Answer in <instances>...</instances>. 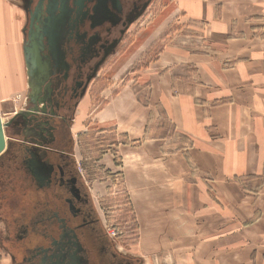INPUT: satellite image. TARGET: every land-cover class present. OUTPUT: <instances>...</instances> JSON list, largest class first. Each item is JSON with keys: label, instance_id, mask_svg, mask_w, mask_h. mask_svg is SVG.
<instances>
[{"label": "crops", "instance_id": "0c3cea01", "mask_svg": "<svg viewBox=\"0 0 264 264\" xmlns=\"http://www.w3.org/2000/svg\"><path fill=\"white\" fill-rule=\"evenodd\" d=\"M205 1L191 0L177 7L189 18L190 27L201 32L199 37H194L200 41L163 51L143 73L144 98L140 100L139 95L130 93L127 99L113 96L106 104L108 117L97 118L95 124L98 129H110L116 134L117 144L105 151L99 163H110L115 168V162H120L124 189L135 210L141 243L150 241V249L168 253L166 257H172L173 264H180L177 254L163 251L164 245L159 242L169 232L167 223L155 221L162 213L169 215L170 211L183 208L190 215L200 216L201 225L209 221L203 218L212 216L219 231L233 233L241 229L226 223V213L231 211L230 217L236 221H243L234 213L236 210L249 218L244 222L248 232L258 230L264 217V137L257 136L264 134V96L242 92L243 84L248 83L264 94L260 54L252 48L255 56L250 58V63L231 65L229 61L236 58H219L231 47L213 42L214 36H218L236 44L264 47V36L257 35L264 34V19L238 15L237 5H231L229 0ZM20 12L16 1L0 0V118L4 121L29 110L24 105L26 21ZM204 45L211 52L198 51ZM215 56L219 59L215 60ZM254 101L261 117L254 123L256 129L251 139L237 143L232 134L237 132L240 113H244L241 108ZM240 122L243 124V118ZM120 138L125 141L119 143ZM213 156L222 159L217 168V161L213 167L207 166L208 159L215 161ZM147 157L166 166L172 186L170 195L161 191L143 195L148 191L147 186L135 176L133 169H140L142 159ZM168 201L169 207H161ZM241 204L243 209H239ZM181 220L176 218L174 223L178 231H185ZM252 260L253 264H264L258 258Z\"/></svg>", "mask_w": 264, "mask_h": 264}, {"label": "flooded vegetation", "instance_id": "af4514ba", "mask_svg": "<svg viewBox=\"0 0 264 264\" xmlns=\"http://www.w3.org/2000/svg\"><path fill=\"white\" fill-rule=\"evenodd\" d=\"M151 1L24 0V43L29 32L39 39L45 78L42 93L29 97V115L7 120L15 136L5 137L0 155L1 247L12 264H142L105 231L64 132Z\"/></svg>", "mask_w": 264, "mask_h": 264}, {"label": "rangeland", "instance_id": "374dc122", "mask_svg": "<svg viewBox=\"0 0 264 264\" xmlns=\"http://www.w3.org/2000/svg\"><path fill=\"white\" fill-rule=\"evenodd\" d=\"M14 1L18 4L24 20V0ZM199 1L206 2L205 0ZM184 2H191V0L151 1L144 14L130 26L121 44L98 70L82 99L83 102L80 103V110L78 108L76 110L73 117L75 123L67 125L64 132L68 133L71 138L64 148L74 157L80 175L90 190L96 212L105 231L113 239L119 251L139 257L142 264H173V258L166 257L169 255L168 253L162 251L157 253L156 250L150 249V241H147V244L141 243L135 210L124 189L120 162H115V166L118 167H115L116 169L112 168L110 163L108 165L99 163L105 151L110 149V146L117 144L116 134L112 133L110 129H98L95 124H97V118L108 117L109 109L106 108V104L113 96L119 95L127 99L126 96L130 93L135 97L139 95L140 100L144 98L145 78L142 77L143 73L159 58L163 51L171 46L187 47L191 42L200 41L194 40V37H199L201 32L192 29L189 18H186L184 12L177 8ZM227 2L237 5L238 15L251 16L252 19H264V0H229ZM24 23L21 24L22 27ZM257 35L264 36L261 32ZM113 36L117 37L118 32H115ZM214 37L213 42L216 45L223 47L224 44L231 47L230 51L224 52L219 58L226 60L236 58L229 61L231 65L233 63H250V58L255 56L252 48H255L260 54L258 57H260L264 68V47L252 43L236 44L229 39ZM203 47L204 49L199 48L198 51L211 52L207 50L209 46L204 45ZM30 55L28 52L26 56H23L27 81L24 97L26 106L29 105V97L32 95L38 97L42 93L41 86L44 83V76L40 71L42 68ZM214 58L215 60L219 59L217 56ZM247 84H243L242 87L244 95L252 93V96H264L253 85L248 84V86ZM22 99L23 97L19 99V102ZM125 104L126 100H124ZM256 105L254 101L241 108L244 113H240L241 118L237 123V132L232 134L237 143L248 142L254 134L256 129L254 123L261 117V113L257 112L255 108ZM123 112L125 113L126 110L123 109ZM242 118L243 124L240 122ZM3 122L7 121L3 120ZM4 131L6 139L15 136L7 128ZM257 136L264 137V134L258 133ZM17 139H22V136L18 134ZM122 141L125 140L118 139L119 143ZM213 158L215 161L208 159V167H213V163L215 164L216 161L218 162L215 165L216 168L222 164L220 156H213ZM153 160V158H143L142 167L138 169L139 172H137V168L133 169L136 171L135 176L137 178L139 176L140 181L147 186L148 191L143 195L151 196L155 191L159 194L161 191L170 195L172 186L166 166ZM128 169L132 171V169ZM179 176H183V174L179 173ZM169 204V201L165 202L161 207ZM243 206L239 205V209H243ZM262 209L264 210V206ZM179 213L181 215H177ZM234 213L243 219V221L232 220L231 211L226 213V223L241 229L234 233L231 232L232 230L219 231L217 224L212 222L214 219L212 216L203 218V220L208 219L209 221L201 225L199 223L200 216L190 215L183 208L174 212L170 211L169 215L162 213L155 217V221L167 223L169 228V232L159 241L164 245L162 246L165 248L163 251H174L180 264H253V257L264 263V217L260 223L262 226H259L258 230L248 232L244 229V222H248L249 218H245L239 210ZM179 217L182 218L181 222L184 223L185 231H178V227L174 223ZM179 225L182 224L179 223ZM3 234L4 226L0 221V264H12L10 257L1 247ZM247 256L252 259H248Z\"/></svg>", "mask_w": 264, "mask_h": 264}, {"label": "water", "instance_id": "95a60500", "mask_svg": "<svg viewBox=\"0 0 264 264\" xmlns=\"http://www.w3.org/2000/svg\"><path fill=\"white\" fill-rule=\"evenodd\" d=\"M33 23H34V21H31L30 29H32ZM29 35L30 36H28V39H27L28 41L24 47L25 56L29 52L31 54L30 56L33 58V60L36 59L35 61L38 64V66L40 67L41 62H40L39 56H38V52H39V48H40L39 47L40 46L39 39L34 34L31 35V32H29ZM28 113H29L28 111H26L25 113H17L15 115V117L20 116L22 114L29 115ZM8 124H9L8 122L4 123L0 118V155L4 152V150L6 148V139H5L4 129L6 126H8ZM34 166H35V164H33V166H31V168H33Z\"/></svg>", "mask_w": 264, "mask_h": 264}, {"label": "bare ground", "instance_id": "6f19581e", "mask_svg": "<svg viewBox=\"0 0 264 264\" xmlns=\"http://www.w3.org/2000/svg\"><path fill=\"white\" fill-rule=\"evenodd\" d=\"M35 60H36V59H35ZM37 67H38V66H37ZM38 68H39V67H38ZM40 68H41V66H40ZM40 68H39V69H40ZM44 77H45V76H44ZM44 77H43V79H44ZM1 120H2V119H1ZM2 121H3V120H2Z\"/></svg>", "mask_w": 264, "mask_h": 264}]
</instances>
